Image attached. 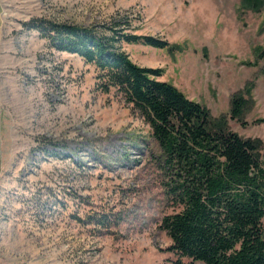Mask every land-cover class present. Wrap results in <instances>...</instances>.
Instances as JSON below:
<instances>
[{
	"label": "rangeland",
	"instance_id": "obj_1",
	"mask_svg": "<svg viewBox=\"0 0 264 264\" xmlns=\"http://www.w3.org/2000/svg\"><path fill=\"white\" fill-rule=\"evenodd\" d=\"M261 1L0 0V264L177 259L159 226L174 208L148 125L115 91L96 88L93 66L26 24L129 19L135 33L175 44H123L135 63L162 67L161 80L224 116L229 130L259 139L263 152ZM238 91L248 99L240 120L229 114Z\"/></svg>",
	"mask_w": 264,
	"mask_h": 264
},
{
	"label": "trees",
	"instance_id": "obj_2",
	"mask_svg": "<svg viewBox=\"0 0 264 264\" xmlns=\"http://www.w3.org/2000/svg\"><path fill=\"white\" fill-rule=\"evenodd\" d=\"M26 25L49 47L93 66L96 88L115 91L148 125L174 208L159 226L171 240L175 263L264 264L261 141L229 130L224 116L212 117L206 106L161 80L162 67L139 65L123 49V44H141L172 50L175 44L135 33L129 19L82 26L36 18ZM247 104L242 91L233 93L230 116L240 120Z\"/></svg>",
	"mask_w": 264,
	"mask_h": 264
},
{
	"label": "crops",
	"instance_id": "obj_3",
	"mask_svg": "<svg viewBox=\"0 0 264 264\" xmlns=\"http://www.w3.org/2000/svg\"><path fill=\"white\" fill-rule=\"evenodd\" d=\"M5 34V33H4ZM5 45H7L5 39H4V35L1 36V32H0V63L2 61V56H3V49L5 48ZM1 106V103H0ZM0 116H1V111H0ZM1 121V120H0ZM1 125V124H0ZM1 128V127H0ZM0 140H1V129H0Z\"/></svg>",
	"mask_w": 264,
	"mask_h": 264
}]
</instances>
